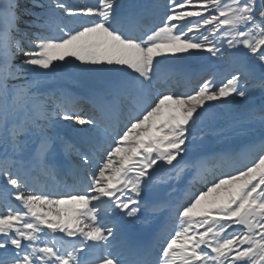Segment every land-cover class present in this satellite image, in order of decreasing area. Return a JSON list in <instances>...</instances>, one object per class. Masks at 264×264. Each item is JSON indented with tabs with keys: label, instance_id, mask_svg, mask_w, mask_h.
<instances>
[{
	"label": "snow or ice",
	"instance_id": "6c2138e0",
	"mask_svg": "<svg viewBox=\"0 0 264 264\" xmlns=\"http://www.w3.org/2000/svg\"><path fill=\"white\" fill-rule=\"evenodd\" d=\"M190 58L209 65L191 91L157 89ZM63 67L80 94L44 87ZM242 134L264 141V0H0V264H264V150L182 203L159 195ZM164 212L175 227L140 243Z\"/></svg>",
	"mask_w": 264,
	"mask_h": 264
},
{
	"label": "rangeland",
	"instance_id": "374dc122",
	"mask_svg": "<svg viewBox=\"0 0 264 264\" xmlns=\"http://www.w3.org/2000/svg\"><path fill=\"white\" fill-rule=\"evenodd\" d=\"M67 2L71 4H95L96 0H67ZM160 3H163V0H160ZM186 10H195L193 8H187ZM180 62V61H176ZM182 62H189V63H198L201 66L205 67L206 69L209 67V65L205 64L203 60L200 59H194L190 58L188 60L182 61ZM165 73V72H164ZM161 77L163 76V74ZM44 87L49 91H55L58 89H65L71 93H81L85 87H86V78L80 76L78 73L72 71L68 67L59 68L55 73H53L50 77L46 78L44 81ZM172 91H176V88L172 89ZM246 102L237 100L234 104H232L231 107V114L233 117H235L238 120H242L246 123H253L252 121H249L247 119V107ZM257 106H259L260 101H257ZM244 110V111H243ZM238 116V117H237ZM256 128L259 127L258 122H255L254 125ZM251 131V130H249ZM258 138L259 135L256 134L255 136H250L247 134H242L239 136H233L230 138V145L239 142L240 140H243L245 138Z\"/></svg>",
	"mask_w": 264,
	"mask_h": 264
},
{
	"label": "bare ground",
	"instance_id": "6f19581e",
	"mask_svg": "<svg viewBox=\"0 0 264 264\" xmlns=\"http://www.w3.org/2000/svg\"><path fill=\"white\" fill-rule=\"evenodd\" d=\"M151 1H152V0H151ZM151 1H150V2H151ZM150 2H147V3H150ZM187 67H188V66H187ZM187 69H189L190 74H194V73H200V74H202L204 71H206L205 68L200 67L199 65H196V64H194V65H190V67L187 68ZM170 86H171V85H170ZM170 86H167V87H166V90H168ZM74 94H80V93L75 92ZM259 146H260L259 141H254L253 143L249 144V145L247 146V148H248L249 150H256V149L259 148ZM183 183H184V182H183ZM58 185H59V184L57 183L56 186H55V188L51 189V191H52V190H56ZM49 188H50V187H49ZM164 213H165V212H164ZM162 214H163V213L160 214V217L162 216ZM154 221H155V220H154ZM154 221H153V222H154ZM146 227H147V226H145V227H143V228H141V229H146ZM61 235H63V234H61Z\"/></svg>",
	"mask_w": 264,
	"mask_h": 264
}]
</instances>
